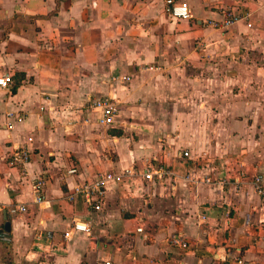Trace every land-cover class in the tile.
I'll return each mask as SVG.
<instances>
[{"label":"crops","instance_id":"0c3cea01","mask_svg":"<svg viewBox=\"0 0 264 264\" xmlns=\"http://www.w3.org/2000/svg\"><path fill=\"white\" fill-rule=\"evenodd\" d=\"M174 1L190 19L167 0H0V264H264V0ZM227 8L248 18L208 24ZM105 97L112 126L89 108ZM25 144L22 176L8 157ZM150 165L172 175L145 181ZM107 172L100 211L68 198ZM77 221L91 234L67 237Z\"/></svg>","mask_w":264,"mask_h":264},{"label":"built area","instance_id":"2783aa9c","mask_svg":"<svg viewBox=\"0 0 264 264\" xmlns=\"http://www.w3.org/2000/svg\"><path fill=\"white\" fill-rule=\"evenodd\" d=\"M168 6V13L172 18L178 20H188L190 19V11L189 8L185 4H180L175 2L174 0H167ZM248 15H242L241 13L237 12L234 8H227L224 10L223 13V20L222 21H209V25L216 29H228L234 23L242 20L247 19ZM125 77L124 79H126ZM12 83L11 76L5 75L0 77V87H8ZM89 108L99 110L102 113L101 118L99 119V123L105 126H112L116 121L117 116V108L116 103L111 97H105L102 99H97L92 101L89 104ZM8 119H13L12 114H7ZM18 122H22L23 118L18 117L16 118ZM12 126V124H9ZM32 141V138L28 139ZM182 157H188L189 152L183 151L181 153ZM31 150L29 149L28 145H21L16 147L8 157V165L12 169H16L20 175L26 176L27 175V167L31 161ZM77 172L75 167L71 168L68 173L74 174ZM172 175V171L166 167L165 165H150L147 166L146 169L142 173V177L145 181L149 182H159L164 183L170 176ZM108 181H114L119 183L121 181V177L111 172L107 173H100L96 179L91 181H86L81 184H78L71 193H69L68 198L72 201L75 197H80L84 203V205L93 211H100L105 201V194H106V183ZM259 182V179L257 180ZM206 183H211V179H206ZM45 180L41 177L38 178L33 184V191L35 195V202L41 204L45 201L44 196V187H45ZM27 207L23 204H17L12 210V213L17 212H26ZM141 232L142 229H139ZM71 232H81L86 233L88 235L91 234L92 229L90 225L86 222H73L70 227V231L66 233L68 237ZM175 244H179L178 240L174 241ZM184 247H186V243H182Z\"/></svg>","mask_w":264,"mask_h":264},{"label":"rangeland","instance_id":"374dc122","mask_svg":"<svg viewBox=\"0 0 264 264\" xmlns=\"http://www.w3.org/2000/svg\"><path fill=\"white\" fill-rule=\"evenodd\" d=\"M212 61H214V60H212ZM214 64L216 66V63H214ZM214 68L215 67H213L210 70H206V73H203L202 69L197 68L195 70V76L199 79H203V78H206V76H210L211 79L218 80L220 77H222L223 72H222L221 67L218 69H216V68L214 69ZM191 77H192V75H191ZM197 83H200L201 85L195 87V94H202V91L204 89L206 90L209 88L210 91L212 92V94L219 95V93L222 92L221 94H223V97H224V95H226L225 96L226 99H230V96L233 97V92L235 90V87L233 85L221 86L220 84H217L216 82H214L210 87L207 88L206 86H202L203 80H202V82H197ZM182 91H183L182 92L183 96H185V94H188L189 91L191 94L193 93L191 86L190 87H188V86L184 87V90H182ZM214 95H212V96H214ZM212 101H213V103L216 104L218 100H217V98H212ZM213 120H215V122H216L217 119H213ZM211 121H212V119H211Z\"/></svg>","mask_w":264,"mask_h":264}]
</instances>
